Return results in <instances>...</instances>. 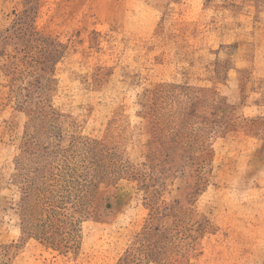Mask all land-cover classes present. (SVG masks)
I'll return each instance as SVG.
<instances>
[{
    "label": "rangeland",
    "instance_id": "obj_1",
    "mask_svg": "<svg viewBox=\"0 0 264 264\" xmlns=\"http://www.w3.org/2000/svg\"><path fill=\"white\" fill-rule=\"evenodd\" d=\"M0 264H264V0H0Z\"/></svg>",
    "mask_w": 264,
    "mask_h": 264
},
{
    "label": "trees",
    "instance_id": "obj_2",
    "mask_svg": "<svg viewBox=\"0 0 264 264\" xmlns=\"http://www.w3.org/2000/svg\"><path fill=\"white\" fill-rule=\"evenodd\" d=\"M22 17H23V13H21L18 16V19H20V23L24 24V20ZM25 30H26V32H25ZM20 32H23V34H22L23 36L27 35V37H28V39L26 40L27 44L35 42V41H39V38H41L40 41H45V40L51 41L52 48H50L51 46L49 45L50 47L48 49H46V51L43 50L44 53L41 54V55L45 54V58L47 61L51 60L54 63L55 61H57L61 57V55L63 53V49H64V46L62 44L57 45L54 40L49 39L48 37L44 38L39 33H37L36 31L29 30V32H27V29H24L23 25L20 28Z\"/></svg>",
    "mask_w": 264,
    "mask_h": 264
}]
</instances>
